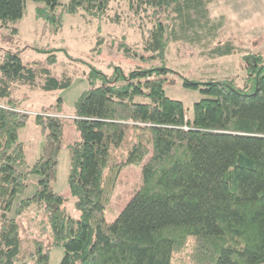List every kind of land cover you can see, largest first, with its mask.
Masks as SVG:
<instances>
[{"label":"trees","instance_id":"16d2710c","mask_svg":"<svg viewBox=\"0 0 264 264\" xmlns=\"http://www.w3.org/2000/svg\"><path fill=\"white\" fill-rule=\"evenodd\" d=\"M27 1L0 0V21L22 18ZM32 1L45 3L38 15L54 18L49 12L61 5L73 14L96 15L117 0ZM211 1L129 0L127 8L150 13L157 22L152 49L161 54L170 39L163 18L196 26ZM217 51L222 56L236 50L226 43ZM263 55L249 52L244 59L253 64ZM152 71H133L123 83L100 73L108 84L86 91L72 117L63 115L61 98L34 114L46 142L23 172L26 155L18 131L31 113L17 107L15 90L63 89L72 79L7 53L0 63V264H49L52 246L64 248L61 264H264V73L255 76L251 93L229 82L211 80L201 87L187 80L204 95L190 119L183 102L166 95L165 83L172 80ZM70 119L80 130V140L68 144L70 192L80 219L67 213L65 196L52 186ZM143 163L141 187L108 222L105 214L122 170ZM31 174L39 176L35 194L19 201L16 216L8 217ZM33 206L44 211L52 239L44 230L30 231L43 226L36 210L29 213Z\"/></svg>","mask_w":264,"mask_h":264},{"label":"rangeland","instance_id":"374dc122","mask_svg":"<svg viewBox=\"0 0 264 264\" xmlns=\"http://www.w3.org/2000/svg\"><path fill=\"white\" fill-rule=\"evenodd\" d=\"M68 1L62 0L63 3ZM128 1H113L107 12L96 15L84 11L73 14L61 5L49 12V15H55L54 18H47L38 15V8L46 7L45 3L29 0L22 18L8 21L7 24L0 21V63L8 52H17L26 64L38 63L51 69L58 77L67 74L72 79V84L63 89L32 90L24 86L15 90L17 107L31 113L28 123L18 131L26 155V164L19 167L21 171L26 172L39 159L46 142L42 129L34 121V114L44 108L51 109L61 98L63 115L72 117L78 100L86 91L108 84L100 78V73L110 80L117 77L116 81L123 83L136 70L153 69V74L159 72L160 75L156 77L172 80L165 83L166 95L182 101L186 116L190 119L194 117V103L204 95L199 88L187 86V80L199 82L201 87L211 80L224 81L246 88L250 93L255 91V76L258 72L264 73V68L259 70L264 60H255L250 64L244 56L252 52L247 49H256L252 53L264 54V15L262 19L256 18L257 11L254 12L260 8L258 0H212L208 6L209 13L196 21V26L184 28L180 20L163 18L166 24L169 23L165 36L170 39L168 47L161 54L160 50L152 49L154 25L157 22L150 13L136 15L129 11ZM236 7L242 13L239 10L237 14L233 13ZM242 16H248L250 22ZM254 26L262 27L261 33L251 36L250 30ZM226 43L235 46L236 51L221 56L217 48ZM164 67L171 71L164 74L160 70ZM92 74L93 79L90 80ZM78 140L80 130L70 119L65 126L66 145L62 146L58 157L57 179L52 183L53 189L65 196L64 206L74 219L82 218V211L77 207V197L70 192L72 156L68 144ZM144 163L129 165L122 170L105 214L108 222L117 218L141 187ZM38 182V175H29L28 186L15 198L8 217L16 216L19 201L35 194ZM32 211H35L36 219L43 226L38 228L39 225H36L30 231L44 230L47 239H52L50 225L44 226V211L37 206L31 207L29 213ZM23 224L22 234L28 226L26 221ZM64 255L62 246H52L49 264H61ZM26 263L33 264L31 260ZM15 264L24 263L16 260Z\"/></svg>","mask_w":264,"mask_h":264},{"label":"crops","instance_id":"0c3cea01","mask_svg":"<svg viewBox=\"0 0 264 264\" xmlns=\"http://www.w3.org/2000/svg\"><path fill=\"white\" fill-rule=\"evenodd\" d=\"M258 4H260V6H259L260 8L257 9V10H254V12L257 11V13L255 14V17L262 19V14L264 15V9H262V6H264V0H258ZM237 10H239V12L242 13V11H241V9L239 7H236L235 9H233V13L237 14L236 13V12H238ZM242 18H246V19L249 20L248 22H250V18L248 16H245V17L242 16ZM260 29H262V27L254 26L250 30V33L252 34L251 36L259 35L261 33ZM247 50H251L252 52H254L256 49H247Z\"/></svg>","mask_w":264,"mask_h":264}]
</instances>
